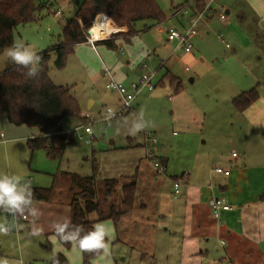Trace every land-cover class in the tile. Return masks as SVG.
<instances>
[{"label": "rangeland", "instance_id": "1", "mask_svg": "<svg viewBox=\"0 0 264 264\" xmlns=\"http://www.w3.org/2000/svg\"><path fill=\"white\" fill-rule=\"evenodd\" d=\"M257 1L264 7V0ZM156 2L167 21L137 23L136 30L140 32L130 43L127 27L111 22L117 30L109 34L108 39L113 38L122 45L118 49L111 50L100 44L96 53L88 43L81 44L68 55L62 70L55 68L56 55L51 52V81L70 88L80 102L83 115L92 118L86 120L81 114L84 123L71 117L64 120V131H75V143L66 148L61 159L49 158L44 149L32 152L27 139L37 137L38 130L11 125L0 112V133L7 141L6 144L0 141V179L7 174L23 195L29 187L55 188V198L66 201L70 199L71 183L63 172L82 176L94 173L101 202L106 198L105 180L117 179L112 195L107 198L109 203L102 206L103 211L109 212L110 206L115 204L120 212L121 188L129 182L130 175H135L137 168L134 210L126 219L123 217L117 227L112 220L98 223L97 229L107 233L103 238L107 247L92 264H189L181 249L184 203L171 195L169 178L189 172L195 155L217 150L214 143L217 136L228 141L246 133L249 125L243 115H238L233 99L254 87L258 90L264 87V8L259 12L242 0H215L212 8L227 7L231 11L228 21L222 24L213 20L209 28L203 27L199 36L191 41L193 53L187 55L183 51L173 53L176 43H167L169 29L181 31V24L187 25L183 16L174 17L176 8L186 5V0ZM38 3L43 5L36 11L35 19L14 30L13 42V45L31 48L37 55L60 44L67 22L74 18L81 0L36 1V5ZM59 8L62 15L56 16ZM119 49L124 50L123 55ZM6 50L0 52V73L17 65ZM103 62L112 71L114 65L119 66L115 75L122 76L124 81L115 78L126 86L139 82L144 75L155 74L154 89L144 88L131 114L112 121L110 126L101 120L103 113L108 106L117 108L120 98L106 87L108 78L102 74ZM168 73L181 81L179 92L166 78ZM91 101L95 105L89 109ZM89 124L91 135L84 130ZM146 133L157 138L155 157L169 159L164 174H158L146 159L147 149H153L152 144L145 142ZM128 136L133 139L131 147ZM27 202L32 203L28 199ZM0 207L4 208L0 210V226L7 230L0 232V260L19 264L11 263L8 257L12 255L10 259H14L19 249L28 254L41 250L40 243L45 241L42 230L51 225V219L44 213L37 228L32 225L33 218L15 226L16 209ZM69 261L84 264L81 257L75 258L73 254ZM217 264L221 263L217 261ZM222 264L227 262L222 261Z\"/></svg>", "mask_w": 264, "mask_h": 264}, {"label": "trees", "instance_id": "2", "mask_svg": "<svg viewBox=\"0 0 264 264\" xmlns=\"http://www.w3.org/2000/svg\"><path fill=\"white\" fill-rule=\"evenodd\" d=\"M36 1L41 0H0V52L13 46L14 30L19 25L35 19L36 11L43 5L42 3L36 5ZM196 1L199 4L194 13L200 12L206 3L205 0ZM101 14L108 16L116 26L127 27L131 37L140 32L136 30L137 23L147 21L162 23L167 20L156 0H81L74 18L67 22L60 44L38 54L42 60L36 66L34 73L29 74L32 65H13L0 73V112L11 125L28 126L39 131V136L27 139V145L32 152L44 149L49 158L61 159L66 148L74 145L75 131L65 132L62 124L68 117L79 119L81 123H84L85 119L81 116L80 104L72 90L55 85L51 81L49 77L51 52L54 51L56 55L55 68L64 69L68 55L73 53L78 45L87 42L86 31ZM144 29H147L146 26ZM100 44L111 50L118 48L113 38L97 43ZM166 78L175 91L179 92L181 81L169 73ZM258 98V89L254 87L234 98L233 105L238 112H244ZM66 175L71 183L69 191L73 194L70 204L71 220L61 226L64 228L63 232L57 229L53 234L65 249L76 246L83 255L84 264H91L102 254L104 247L83 250L80 241L90 232L96 231L99 222L112 220L117 227L123 217L132 213L136 200L138 174L136 171L135 175L129 177V182L121 188L120 212H117L115 204L110 206L109 212L103 211L102 206V203H109L107 198L112 195L117 179L105 180L106 198L101 202L97 197L94 173L91 176L77 173ZM53 195L54 188L29 187L25 199L33 202H50ZM94 214L96 218L93 217ZM44 247L51 248L50 244ZM50 264L69 263L66 256L59 253L51 259Z\"/></svg>", "mask_w": 264, "mask_h": 264}, {"label": "crops", "instance_id": "3", "mask_svg": "<svg viewBox=\"0 0 264 264\" xmlns=\"http://www.w3.org/2000/svg\"><path fill=\"white\" fill-rule=\"evenodd\" d=\"M186 1L188 2H186V5L189 6V12H194L198 9L199 2L196 0ZM242 1L248 7L250 6L249 8L258 10L259 12L264 8L257 0ZM215 8H211V11L206 13L205 19L198 24L199 33L194 38L199 36L201 33L200 30L203 27L204 29L209 28L213 20H217L218 23L222 22V24L228 21L231 11L227 7ZM221 10H224V13ZM179 15L186 18L185 23L187 25L181 24V30H186L190 25L191 15L181 12L175 16L174 13L175 18H178ZM111 22L108 20L110 28L114 32L116 28ZM138 34L131 37L128 43ZM167 43L171 44L168 40ZM115 44L118 47L122 46L116 43V40ZM174 48L173 53L182 51H174ZM94 51L98 53V51ZM127 63L130 64V61H127ZM102 64L106 65L104 62ZM118 68L119 66L117 65L113 66L115 70V72L113 70L114 74ZM115 77L119 81H124L122 80V76L115 75ZM258 93V100L247 110L244 112H238L236 110L239 113L238 115H243L246 118V122L249 125L247 132L243 133L241 137L233 136L228 141L225 139L222 140L217 136L214 142L217 150L206 155H195L193 167L191 166V170L182 175L183 185L181 187V194L177 200H183L184 203L185 212L182 220L181 249L186 256L185 260L189 264H201L202 262L217 264V261L221 264L222 261H226L227 264H264V87L261 86ZM117 103L118 99L115 106L118 105ZM94 105L95 103L91 101L89 109H92ZM131 112L126 116L130 115ZM79 128H82V126L80 125ZM36 134V136H39V131ZM128 138L130 140L128 146L131 147L133 139L129 136ZM0 139L1 142L6 144L5 135L3 138L0 137ZM228 147L231 150H228ZM233 152H237L238 156L232 157ZM163 160L162 162L167 165L169 159L166 158ZM189 161L192 162L190 158ZM216 167L230 170V175L225 176L215 173L214 169ZM136 169L135 171H137ZM67 173L73 172H63L65 178L69 179L66 175ZM57 178L58 175L55 179L57 180ZM174 178H169L172 185V189H170L171 195H173ZM69 189V200H57L55 198L56 191L54 188V195L50 202H33L29 200V202H32L30 204L28 202L25 203L27 200L25 199V202L21 204L20 208L16 209L13 216V221L15 219L17 224L15 226H18L21 221L25 222L33 218L35 222L32 225L37 228V225L41 221L40 218L44 213H47V216L51 219V225L42 230L45 244L44 242L40 243L41 250L28 254L23 249H19L17 255L15 254L16 257L10 259L11 255L8 257V261H11V263L14 261L19 264H28L25 261L27 260L29 262L33 261L34 264H50L51 259L59 253L66 256L69 264V259L72 254L75 258L80 259L81 257L83 261V255L76 246L65 249L58 242L56 235L53 234L62 225L68 224L71 220L70 204L73 194ZM219 196H225L229 200L232 208L229 211L223 212L220 218H215L209 206V200ZM56 202H59V204ZM54 204H58V206L56 207ZM0 210H4V208L0 207ZM23 215H26L27 218L23 219ZM129 215L125 216V219ZM46 244H50L51 248H45L44 245Z\"/></svg>", "mask_w": 264, "mask_h": 264}, {"label": "built area", "instance_id": "4", "mask_svg": "<svg viewBox=\"0 0 264 264\" xmlns=\"http://www.w3.org/2000/svg\"><path fill=\"white\" fill-rule=\"evenodd\" d=\"M56 1V0H52ZM205 6L200 12H197L195 15H193L190 18V25L186 30H178L176 28H171L168 30V42L169 43H176V46L174 48V51L177 50H182L185 53H192L193 50V45L191 44V40L198 34V29L197 26L198 24L205 19V15L208 11H211L212 4L214 3L215 0H205ZM188 5H184L182 7L176 8L175 15L180 14L181 12L185 11L186 14H189L187 11ZM222 13H224V10H221ZM56 16L62 15V11L57 9L55 11ZM104 17L105 19H109L111 22V19L106 16V15H98L95 20L93 21L92 25H95L97 22L98 18ZM223 17V15H222ZM93 27V26H92ZM91 29H88L86 31V37H87V42L91 47L97 51V43L103 40H98L94 37V34L91 32ZM90 30V32H89ZM110 34V33H109ZM109 34H107V37L105 39H108ZM121 54H124V50H120ZM189 70V68H186ZM102 74L103 76L108 78V83L106 85L107 89L110 91H115L119 98H120V105L117 108L113 107H106L105 111L103 113L102 121L107 124V126L111 125V122L123 118L128 114L133 109V104L136 101L137 97L141 93V91L144 88H149V89H154L152 86L153 82V77L155 74H149V75H144L142 78L139 80L137 83H132L129 86L124 85L123 83L119 82L115 78L114 72L111 70L106 65H103L102 69ZM86 120H92V118L89 115H82ZM85 133L91 135L92 130L90 128V124L86 125L84 127ZM0 137L3 138L4 134L0 133ZM145 142L147 144H152L153 149H147L146 152V159L152 163L154 168L157 170L158 174H164L167 172V165L162 162V160H159V158H156L154 155V152L156 150L155 145L157 144V138L155 135L153 136L152 133H146L145 134ZM238 154L237 152L232 153V157H237ZM214 172L217 174H223L225 176L230 175V170H225L221 167H216L214 169ZM183 183V176L182 177H176L173 180V197L177 199L179 195L181 194V187ZM25 199V198H24ZM209 206L211 208V211L214 215L215 218H220L221 214L225 211L231 210V205L229 203V200L225 196H219V197H214L209 200ZM18 219L17 217H15ZM23 219H26L27 216L23 215Z\"/></svg>", "mask_w": 264, "mask_h": 264}, {"label": "clouds", "instance_id": "5", "mask_svg": "<svg viewBox=\"0 0 264 264\" xmlns=\"http://www.w3.org/2000/svg\"><path fill=\"white\" fill-rule=\"evenodd\" d=\"M6 52L14 64L23 66L32 65L29 69L30 75L36 71V65L42 60V57L37 55L34 50L23 44H14ZM3 175L4 178L0 179V205H6L12 209H19L21 204L25 202L24 196L17 190L16 185L8 179L7 174ZM63 230V227L58 229L60 232H63ZM0 232L6 233L7 230L3 226H0ZM105 235L107 233L99 229L90 232L89 235L80 241L81 249L92 250L107 247L103 242ZM0 264H7V261L0 260Z\"/></svg>", "mask_w": 264, "mask_h": 264}, {"label": "bare ground", "instance_id": "6", "mask_svg": "<svg viewBox=\"0 0 264 264\" xmlns=\"http://www.w3.org/2000/svg\"><path fill=\"white\" fill-rule=\"evenodd\" d=\"M189 9V7H188ZM187 9V11H188ZM189 12V11H188ZM189 14L191 15V17L193 15H195L196 13L194 12H189ZM176 16V15H175ZM110 25L108 23V20L105 19L104 17H100L98 18L97 22L95 23V25H93V27H91V32L94 34V37L98 40H104L107 37V34H111L112 30L109 28ZM199 33V32H198ZM193 40V39H192ZM191 40V41H192ZM184 52V51H183ZM185 53V52H184ZM193 53V50H192ZM192 53H187V54H192Z\"/></svg>", "mask_w": 264, "mask_h": 264}, {"label": "water", "instance_id": "7", "mask_svg": "<svg viewBox=\"0 0 264 264\" xmlns=\"http://www.w3.org/2000/svg\"><path fill=\"white\" fill-rule=\"evenodd\" d=\"M89 32H90V30H89Z\"/></svg>", "mask_w": 264, "mask_h": 264}]
</instances>
